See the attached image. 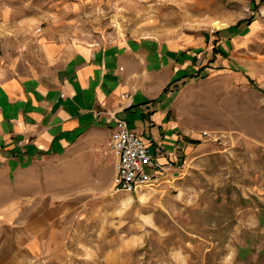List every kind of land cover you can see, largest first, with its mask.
<instances>
[{
  "label": "rangeland",
  "instance_id": "374dc122",
  "mask_svg": "<svg viewBox=\"0 0 264 264\" xmlns=\"http://www.w3.org/2000/svg\"><path fill=\"white\" fill-rule=\"evenodd\" d=\"M147 38L200 51L173 114L198 145L133 193L114 170L83 195L73 179L57 237L31 256L2 239L0 264H264V0H0L7 74H27L43 43Z\"/></svg>",
  "mask_w": 264,
  "mask_h": 264
},
{
  "label": "crops",
  "instance_id": "0c3cea01",
  "mask_svg": "<svg viewBox=\"0 0 264 264\" xmlns=\"http://www.w3.org/2000/svg\"><path fill=\"white\" fill-rule=\"evenodd\" d=\"M40 47L27 74L0 70V240L24 256L56 238L71 216L73 179L83 195L81 180L101 178L105 170L115 177L116 119L162 165L181 161L199 141L173 118L182 103L175 87L203 73L199 50L152 38Z\"/></svg>",
  "mask_w": 264,
  "mask_h": 264
},
{
  "label": "built area",
  "instance_id": "2783aa9c",
  "mask_svg": "<svg viewBox=\"0 0 264 264\" xmlns=\"http://www.w3.org/2000/svg\"><path fill=\"white\" fill-rule=\"evenodd\" d=\"M125 98L131 96L126 94ZM111 145L116 159L114 188L117 192L133 193L151 186L172 165L160 164L140 135L131 131L123 120H115Z\"/></svg>",
  "mask_w": 264,
  "mask_h": 264
},
{
  "label": "trees",
  "instance_id": "16d2710c",
  "mask_svg": "<svg viewBox=\"0 0 264 264\" xmlns=\"http://www.w3.org/2000/svg\"><path fill=\"white\" fill-rule=\"evenodd\" d=\"M244 23V21L243 22H239L238 23V25L236 26L237 28L240 26V25H242Z\"/></svg>",
  "mask_w": 264,
  "mask_h": 264
}]
</instances>
